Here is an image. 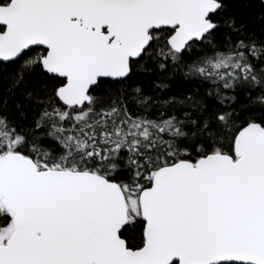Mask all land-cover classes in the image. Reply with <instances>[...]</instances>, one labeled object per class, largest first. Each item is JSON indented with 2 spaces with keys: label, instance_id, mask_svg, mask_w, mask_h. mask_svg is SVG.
Listing matches in <instances>:
<instances>
[{
  "label": "snow or ice",
  "instance_id": "6c2138e0",
  "mask_svg": "<svg viewBox=\"0 0 264 264\" xmlns=\"http://www.w3.org/2000/svg\"><path fill=\"white\" fill-rule=\"evenodd\" d=\"M0 264H264V0H0Z\"/></svg>",
  "mask_w": 264,
  "mask_h": 264
}]
</instances>
